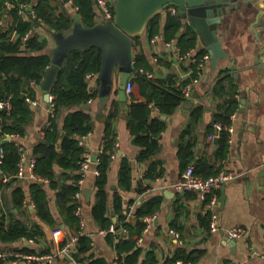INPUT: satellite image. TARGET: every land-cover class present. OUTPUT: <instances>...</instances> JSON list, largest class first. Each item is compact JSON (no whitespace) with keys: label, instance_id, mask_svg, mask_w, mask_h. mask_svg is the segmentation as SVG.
I'll list each match as a JSON object with an SVG mask.
<instances>
[{"label":"crops","instance_id":"obj_1","mask_svg":"<svg viewBox=\"0 0 264 264\" xmlns=\"http://www.w3.org/2000/svg\"><path fill=\"white\" fill-rule=\"evenodd\" d=\"M112 2L114 3V0ZM52 3L56 6L57 13L65 12L74 19L77 7H73V3L66 0H52ZM7 5L8 9L0 18V27L5 29L15 22V16L11 11L14 5L11 2H7ZM29 8L33 9L31 4ZM19 10L18 14H20ZM262 10L264 13V0H238L233 9L224 12L218 33L230 58L221 59L213 72L210 71L208 63L200 81L193 84L191 96L186 97L188 100L181 103L173 113L161 114L166 124L156 139L158 147L153 153L144 152V147L136 141L135 124L130 120L133 104L148 103V97L142 91L137 74L164 80L172 77L175 86L184 83L187 85L192 82L195 72L192 57L197 56L198 52L204 49L199 38L196 46L187 49L185 42L182 41L181 44L178 38H165L166 14L169 11L172 14H179L178 8L175 13L171 7L160 12L162 16L159 33L151 36L146 27L141 34L133 37L134 70L130 79L134 87L131 95H127L126 102L119 98V70H117L110 99L104 107L99 105L97 72L91 73L93 74L91 78L86 76L89 86L97 90V96L91 97L85 104L61 109L57 117V125L62 136L68 113L83 109L92 115V130L85 134L84 138V135L81 136L79 142L84 149L82 156L88 152L92 156L96 154L97 158L105 150L107 120L111 114H114L111 128L115 132L116 143L113 152L107 151L111 155V160L106 172L105 185L107 216L111 218L112 223L106 228L102 227L92 214V208L97 200L95 180L98 174L95 173L97 168L95 164L91 166L82 185L81 210L85 223L81 225L80 222L81 231L74 227L70 228L64 221L59 207V189L52 187L48 178L40 177L34 180L29 177V162L35 160L36 166V156L33 151L37 144L44 140V129L50 123V115H54V105L51 101H45L40 85H36L34 81L25 86L26 101L33 109L32 120L26 125L24 135L5 133L4 139L15 143L19 157V146H22L28 161L25 177L12 176L6 181L0 176V220L4 222V227L8 228L14 212L16 218L28 225L32 226L33 223L38 222L45 235H34L33 228L30 227L28 234L12 240L5 238L7 234L0 231V252L23 248L34 250L33 253L55 252L73 238L78 240L80 232L91 237L92 254L95 257H104L108 264H118L119 253L107 240V234L110 232L107 230L112 225L116 228L115 224L118 221V211L115 208L117 194L122 197L124 207L128 210L126 220L131 223L136 221L134 214L138 205L152 197H161L160 208L143 218L147 225L142 234L134 236L136 240L142 238L138 244L145 249V253L151 249L155 251L158 264H173L175 261L171 262V259L181 247L187 251L194 250L199 255L198 261L193 264H264V22L257 20ZM20 15L24 20L30 18ZM180 15L182 16L181 13ZM183 22L179 34L186 32L190 25L188 19L183 18ZM43 35L48 37L47 52L49 53L55 43L52 36ZM137 36L138 38H135ZM17 37V31H13L10 39L15 41ZM137 55L142 56V65L139 69L135 66ZM147 72L152 75L149 76ZM235 73L237 78L234 76ZM223 75L229 76L230 79L224 82L225 91L216 94L213 92V87ZM232 86L236 87L235 96L239 100V106L230 114L231 123L227 125L232 128V130L227 128L229 132L227 155L224 158H216L221 131L219 137L211 139L209 135L217 132L215 123L221 121L216 120V114L220 113L227 104ZM33 90L36 91L34 95H32ZM28 96L37 100L38 104H31L27 100ZM8 97H11L12 101V95L5 98ZM125 104L128 105L127 109L124 108ZM148 107L151 109L148 119L151 120L159 114V109L153 102L148 103ZM195 107H201L196 118L193 115ZM1 111L5 110L0 109ZM2 120L3 116L0 114V124ZM1 137L0 152L3 154L5 151ZM188 142L193 144L191 150L195 158L185 162L180 151L181 146ZM199 159H207L217 171L215 174L223 169L233 174V178L224 184V192L222 186L216 191L219 201L217 231H211L209 228L211 216L207 210L205 197L194 192L179 193L174 189V183L187 167L191 164L197 166ZM127 163L130 166V180L125 186L121 174ZM151 167H154L152 176ZM55 171L56 181L61 185L65 182H73V179H66L60 166L55 165ZM77 172L80 173V167ZM34 181L43 183L50 211L57 221L55 226L42 221L36 214L31 192V184ZM19 188L25 193L20 209L15 205V191ZM154 214H156L154 219L146 220L147 216ZM231 227H244L246 230L244 236L236 239L234 246L228 243L230 237L226 233ZM172 230L178 232L180 238ZM126 232L127 229H121L118 234ZM0 261L2 264H14L11 258H0ZM51 264H74V261L68 256L61 255Z\"/></svg>","mask_w":264,"mask_h":264},{"label":"trees","instance_id":"obj_2","mask_svg":"<svg viewBox=\"0 0 264 264\" xmlns=\"http://www.w3.org/2000/svg\"><path fill=\"white\" fill-rule=\"evenodd\" d=\"M7 2L14 5L12 12L15 16V22L5 29L0 27V99L12 95V108L10 111H1L3 120L0 124L1 144L4 147L3 163L1 169L7 174H14L18 170L19 151L14 142L4 139L5 133H17L24 135L25 127L33 117V109L26 101L24 93L25 86L31 81L36 85L42 82L47 68L50 64L51 57L47 52L49 44L48 37L50 30L68 32L73 24L74 19L67 13H57L56 6L52 0H0V18L8 9ZM21 3L31 4L36 17H30L28 20L22 19L18 14ZM73 7H77V12L81 15V20L85 26H92L95 23V9L93 0H73ZM161 13L155 14L147 24V30L151 36L159 33L161 28ZM183 18L179 14H172L170 11L166 14V23L164 27L165 38L176 37L185 42V49L196 46L197 33L189 25L186 32L179 34L183 24ZM17 31L18 37L15 41L11 40V34ZM31 32L26 40L23 36ZM135 38H138L135 37ZM207 52L205 49L200 50L197 57ZM137 69L142 65V56H135ZM101 65V50L97 47L89 49H80L71 52L63 68L57 74L55 81L51 86L53 95L54 115H50V123L46 126L44 140L37 144L33 153L36 156L35 174L38 177L48 178L52 187L58 188L59 207L64 217V221L70 228H76L81 231L80 219L75 210L78 201L75 193L80 188L78 179L80 173L77 172L82 159L83 147L80 145V137L92 130L93 117L89 112L83 109H77L68 113L64 124V135L57 125V117L64 107L79 106L88 102L91 97L97 96V90H93L87 81L88 73H97ZM195 70V65H193ZM138 73V72H137ZM195 76L196 72L193 73ZM137 79L141 82L142 91L148 97V103L153 102L159 109L157 114L151 120L148 119L151 109L148 103H135L132 105L130 120L135 124L136 141L144 147V152L153 153L157 147V137L165 128L166 122L162 119L161 114H171L176 108L188 100L184 93L183 87L175 86L172 77L168 80L149 78L145 74L138 73ZM230 79L229 76L223 75L218 79L213 87V92L221 94L225 91L224 82ZM236 87L232 86L230 98L223 109L216 114V120H220L224 126L231 123L230 114L239 106V100L235 96ZM36 93L32 91V95ZM201 107H195L193 115L198 117ZM107 120L105 134V150L99 155V164L97 169L99 174L96 176L95 186L97 187V200L92 208L93 217L102 227H108L112 220L107 216V195L105 185L107 182V168L109 166L111 152L115 149L116 135L111 128L112 117ZM155 137V138H154ZM61 138V140H60ZM229 132L224 127L221 130L216 150V158H224L228 152ZM60 140V141H59ZM192 143L188 142L181 146V157L185 162L193 160L195 156L191 150ZM55 165L63 170L66 179H73V182L60 184L56 181ZM154 167H151L150 175H153ZM70 170V172H67ZM130 166L127 163L123 167L121 174L122 182L127 186L130 180ZM196 174L207 177L215 174L217 171L207 159H199L198 165L195 166ZM149 175V176H150ZM150 176V177H151ZM145 188V187H144ZM143 190V189H141ZM32 199L35 202L36 214L38 217L51 226H55L57 221L50 211L47 193L43 183L34 181L31 184ZM25 193L23 189L15 191V205L20 209L24 202ZM161 197H152L140 205L135 211L136 221L128 222L127 208L120 195L116 194L115 208L118 211V221L115 224L116 232H108L107 240L111 246L119 253L118 264H158L157 255L154 250H148L140 246L134 238L136 234H142L147 223L143 220L146 215L153 214L160 208ZM30 227L33 228L34 235H45L42 226L35 222L31 225L15 217L14 212L11 215V221L8 228L4 227V222L0 220V231L7 234L5 238L17 240L21 235L28 234ZM127 229L126 233L120 231ZM67 240V239H65ZM91 237L79 232L78 240L73 245V256L78 260L86 261L88 264H108L104 257H95L92 254ZM23 251L35 252L28 248ZM45 251V250H44ZM43 251H40L42 253ZM145 253V256L142 257ZM177 259L184 261L196 262L199 255L194 251H187L185 248H178L171 262ZM2 264V261H0Z\"/></svg>","mask_w":264,"mask_h":264},{"label":"water","instance_id":"obj_3","mask_svg":"<svg viewBox=\"0 0 264 264\" xmlns=\"http://www.w3.org/2000/svg\"><path fill=\"white\" fill-rule=\"evenodd\" d=\"M69 1V0H66ZM238 0H114V21H96L92 26H85L78 12L74 14V24L70 31L63 32L52 28L55 45L49 50L50 64L40 84L45 101L50 102L51 86L57 74L63 68L68 55L80 49L97 47L101 50V65L97 73L99 80V105L104 107L112 93L115 72L119 70V98L127 101L126 84L134 70V36L141 34L149 20L167 8L176 7L182 17L188 19L190 26L197 33L204 49L209 52V68L213 72L223 58H230L218 33L221 17L235 7ZM264 22L263 10L257 20ZM237 78V73L234 74ZM245 102V100H242ZM124 108H128L125 104ZM93 160L97 159L95 154ZM225 186H222L224 192ZM225 195L223 193L222 200ZM236 239L228 243L234 246ZM114 264V263H112Z\"/></svg>","mask_w":264,"mask_h":264},{"label":"built area","instance_id":"obj_4","mask_svg":"<svg viewBox=\"0 0 264 264\" xmlns=\"http://www.w3.org/2000/svg\"><path fill=\"white\" fill-rule=\"evenodd\" d=\"M95 5V10L97 14V21L102 22H108V21H114L115 18V5L112 2V0H93ZM69 2L73 3V0H69ZM173 12H176L175 7H171ZM20 14L25 16L26 18L29 17H36V14L33 9L29 8L28 4H21L20 5ZM2 23V22H1ZM31 32H28L23 36V40H26ZM210 60V54L209 52H205L201 56L197 57L196 55L192 57V61L195 64V72L196 75L193 77L192 82L185 85L183 87V93L185 97L189 98L191 96L192 90H193V84L200 81L201 77L203 76V72L208 65ZM149 76L152 74L150 72H147ZM93 74L89 73L87 75L88 78H91ZM134 83L129 78L127 84H126V93L127 95H131L133 91ZM27 100L31 104H38V101L35 99L27 97ZM50 101L53 102V96L51 95ZM12 107V101L11 97L0 99V109L3 110H10ZM215 127L217 128V132L212 133L209 135L211 139L215 137H219V132L225 127L226 129L232 130L231 127L224 126L223 123L217 121L215 123ZM85 135L83 136V138ZM20 149V160L18 163V170L16 174H7L1 169V165L3 163V154L0 152V176L8 181L12 178V176L16 177H25V168L27 164V154L25 152V149L22 146H19ZM93 156L91 153L85 152L82 156V159L80 160V178L78 179V184L80 188L75 193V198L79 202L76 207V215L79 217L81 225H84V217L81 210V195H82V185L86 179L87 173L91 170V166L95 164L96 166L99 164V158L96 160H93ZM35 160H32L29 162V169L30 174L29 177L38 180L40 177H38L35 172ZM95 173L99 174V170L96 168ZM233 178V174L226 171L225 169L221 170L217 174L210 175L207 177L200 176L196 174L195 172V165L191 164L187 167L185 172H183L182 176L174 183V189L179 193H185V192H194L197 194H200L202 197H205L207 199V210L210 213V224L209 228L211 231H217L219 230V212L217 210L218 207V195L216 193L217 190L221 186H223L228 180ZM156 217V214L147 216L146 220H151ZM110 232H115L116 228L114 225H112L109 230ZM175 235L180 238V234L178 232H175L172 230ZM104 232V231H102ZM227 235L230 238H240L245 235L246 230L244 227H231L226 230ZM142 240L141 237L138 238L137 242H140ZM77 241V238H73L70 242L65 243L62 247H60L55 252H46V253H33V252H27L23 250H11V251H4L0 252V258L8 259L11 258L12 262L14 264H20L21 262H25L27 264L33 263V262H45L47 264H51L54 262V260L59 256H68L73 261L74 264H88L86 261L77 260L73 256V244ZM182 243V239L180 240ZM173 264H193L191 261H184L182 259H177Z\"/></svg>","mask_w":264,"mask_h":264}]
</instances>
